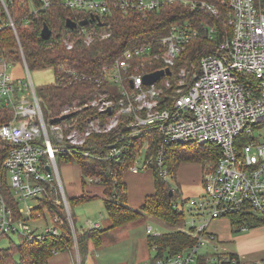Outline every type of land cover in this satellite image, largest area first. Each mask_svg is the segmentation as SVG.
<instances>
[{
    "label": "built area",
    "instance_id": "2783aa9c",
    "mask_svg": "<svg viewBox=\"0 0 264 264\" xmlns=\"http://www.w3.org/2000/svg\"><path fill=\"white\" fill-rule=\"evenodd\" d=\"M174 3L217 18L224 9L232 29L231 36L217 40L218 53L201 57L200 71L190 78L186 65H178L183 51L192 41L212 40L217 33L215 23L191 16L169 24L157 42L133 43L105 60L96 79L102 89L84 103L75 100L64 106L57 115L44 114L24 56L30 83L13 78L7 71L10 60L0 57V109L11 112L0 123V238L18 233L33 240L57 234L59 216H52L42 202L50 192L64 206L74 231L58 170L60 155L82 154L122 164L137 146L128 170L156 165L168 175L164 156L169 145L211 142L219 146L220 155L203 175V195L181 198L182 204H189L193 221L174 228L196 237V244L141 264H228L240 259L220 248L209 224L235 212L251 211L264 218V0H64L66 6L89 14L87 24L76 26L86 45L96 37L111 36L109 17L114 14L145 18L147 12ZM64 43L72 48L71 33ZM58 66L75 74L69 62ZM160 69L169 72L151 83L144 81L146 74ZM62 114L70 115L51 121ZM84 178L92 184L100 181L98 176ZM147 233H152L151 226Z\"/></svg>",
    "mask_w": 264,
    "mask_h": 264
},
{
    "label": "trees",
    "instance_id": "16d2710c",
    "mask_svg": "<svg viewBox=\"0 0 264 264\" xmlns=\"http://www.w3.org/2000/svg\"><path fill=\"white\" fill-rule=\"evenodd\" d=\"M223 10L217 18L210 12H191L183 5L174 3L147 12L145 18L122 14L106 16L113 25L111 36L96 37L91 44L86 45L78 31L79 27L69 28L66 20L71 18L79 21L89 14L66 6L64 0H47V3L45 0H0V57L22 63L24 56L29 69L54 68V82L40 85L36 90L41 98L44 114L57 115L64 106L71 105L75 100L78 101L77 103H84L102 89L103 83L100 84L96 79L99 77V67L105 60L133 43L143 40L157 42L159 37L167 32L169 24L187 16L198 21L203 18L205 23L217 25L216 38L196 39L183 51L178 65H186L190 78L191 73L200 71L202 56L220 51L217 40L232 34ZM45 23L52 31L47 39L41 37V29ZM90 26L89 24L86 27ZM68 33H71L73 41L70 49L64 43ZM61 62H69L76 69L75 74H69L60 68L58 65ZM82 110L91 112L86 107ZM10 114L8 108L0 109V123L5 122ZM136 152L137 146H134L132 157L122 164L106 159L90 158L82 154L75 157L60 155V161H75L78 164L82 188L87 184L84 175L100 178L99 183L96 184L103 187L102 196L109 225L90 226L79 230L74 213L71 211L73 231L64 206L56 203L55 194L50 192L43 196L42 202L49 206L52 216L55 214L59 216L56 222L59 232L44 234L41 238L33 240L27 238H22L19 242L11 240L9 246L0 247V264H50L53 254L63 250L73 252L76 245L79 250V264H83V257L88 252L89 244L92 242L96 247L101 245L104 231L132 223L145 214L172 225L182 224L184 212L175 205V199L180 198L182 192L178 185L175 187L171 184L167 176L175 180L180 163L194 161L201 164L203 179L204 173L212 169L219 159V146L211 142L192 141L169 145L164 156V168L168 175L162 174L161 168L156 165L148 168L152 172L154 189L144 196L137 208L129 205L128 186L124 179V174L129 171V165L135 159ZM3 191L10 196L7 186H4ZM97 196L96 193L82 191L78 195L69 197L70 210L73 204L87 202ZM228 217L233 231L242 230L243 225L246 228L264 225V218L251 211L231 213ZM196 242V237L180 229L147 234V243L154 250L152 258L176 255L195 245ZM231 255L237 257L234 252ZM228 264H264V259L259 262L238 259L236 263Z\"/></svg>",
    "mask_w": 264,
    "mask_h": 264
},
{
    "label": "rangeland",
    "instance_id": "374dc122",
    "mask_svg": "<svg viewBox=\"0 0 264 264\" xmlns=\"http://www.w3.org/2000/svg\"><path fill=\"white\" fill-rule=\"evenodd\" d=\"M7 71L13 78L30 83L26 68L20 61H10ZM29 73L36 88L43 84L53 83L55 80L54 71L51 67L30 69ZM181 163L183 164H181L177 173V182L181 184V197L187 199L203 195L204 190L199 164L194 161H183ZM58 170L67 198L78 195L82 191L92 194L94 193L93 188L96 187L98 195L96 198L73 204L71 207L79 230L90 227L91 223L88 222V219H91L92 222H99L101 227L109 225L110 221L104 206L103 194L97 189L99 185L86 181L87 184L85 187L83 186L85 188L83 189L81 187V171L74 161L64 162L60 161L59 158ZM124 176L130 191L129 205L139 203L138 199H141L142 195L144 196L153 190L150 170L147 168L141 169L138 173L127 171ZM167 177L173 186L178 185L170 176ZM181 197L175 199V205L184 212L183 225L189 226L193 218L190 215L189 204L186 202L182 204ZM30 203L34 202L30 201ZM199 221L196 220V223H199ZM44 224L45 221L43 220L39 222L40 227ZM81 225L84 227H80ZM209 225L214 228L222 239L221 241L219 238V244L222 243V246L220 245L221 249L228 247L223 244L226 242L227 245L233 244L240 250H247L249 253H255L264 258V225L233 231L227 216L215 218ZM148 226H151L152 233H162L176 227V225L166 223L162 219L145 214L133 223L104 231L102 233V244L97 247L93 245L91 249L93 251L88 250L87 255L83 257V264H141L154 254V250L147 243ZM22 238L18 233L4 235L0 238V247H7L11 240L19 242ZM73 252H75V264H79V250L77 252L75 247Z\"/></svg>",
    "mask_w": 264,
    "mask_h": 264
},
{
    "label": "crops",
    "instance_id": "0c3cea01",
    "mask_svg": "<svg viewBox=\"0 0 264 264\" xmlns=\"http://www.w3.org/2000/svg\"><path fill=\"white\" fill-rule=\"evenodd\" d=\"M198 163V162H197ZM181 164H183V163H180V165H179V167H178V170H177V173L179 172V169H180V166H181ZM199 164V168H200V172H201V181H202V167H201V164L200 163H198ZM77 166H78V164H77ZM79 167V166H78ZM80 169V168H79ZM129 172H132V171H130L129 170ZM139 172V171H138ZM138 172H132V173H138ZM177 173H176V177H175V181L177 182V178H178V176H177ZM150 174H151V178H152V182H153V176H152V172L150 171ZM124 179H125V176H124ZM125 181H126V179H125ZM127 183V182H126ZM177 184H178V187L180 188V191L182 192V190H181V184L180 183H178L177 182ZM99 185V184H98ZM127 186H128V184H127ZM97 189L99 190V192H101V193H103L102 192V190H103V187L102 186H97ZM152 189H154V183H153V187H152ZM153 191V190H152ZM151 191V192H152ZM93 192L94 193H96L97 194V191H96V187H94L93 188ZM150 192V193H151ZM146 195V194H145ZM144 195V196H145ZM144 196L142 195L141 196V199H138V201H140L139 203H134L133 205L131 204V206L132 207H138L140 204H141V202L143 201V199L142 198H144ZM130 197V191H129V186H128V198ZM130 201H131V199H130ZM137 201V202H138ZM133 202V201H132ZM153 217V216H152ZM159 219V218H158ZM133 223V222H132ZM229 223H230V219H229ZM230 225H231V223H230ZM232 227V226H231ZM209 229L212 231V232H214L215 234H217V236L219 235L215 230H214V228H212V227H210V225H209ZM219 237V236H218ZM220 238V237H219ZM221 239V238H220ZM221 241H222V239H221ZM234 243V242H233ZM224 245H226V246H228V247H226L225 249L226 250H228L229 252H234V253H237L238 254V256L240 257V259H242V260H256V261H258V260H261V259H264L262 256H258V255H256L255 253H249L247 250H240V249H238V248H236L233 244H229V245H227L226 244V242L225 243H223ZM93 243L91 242L90 244H89V249L88 250H90V251H93V250H91L92 248H93ZM221 245H222V243H221ZM89 252V251H88ZM87 252V253H88ZM74 253L75 252H72V251H70V250H63V251H59V252H56L55 254H53V256L50 258V264H75V261H74ZM87 255V254H86Z\"/></svg>",
    "mask_w": 264,
    "mask_h": 264
},
{
    "label": "water",
    "instance_id": "95a60500",
    "mask_svg": "<svg viewBox=\"0 0 264 264\" xmlns=\"http://www.w3.org/2000/svg\"><path fill=\"white\" fill-rule=\"evenodd\" d=\"M90 21V19L88 18H84L78 22L72 20L71 18H68L66 20V25L69 27V28H74L76 27L78 24L79 25H85L87 24L88 22ZM52 31L51 29L49 28V26L45 23L41 29V37L43 39H47L50 37ZM165 72H169V69H166V70H156V71H153V72H150L148 74L145 75L144 77V81L146 83H151L153 81H155L156 79H158L161 75H163ZM70 114H62L60 116H55L51 119V121L55 122V121H58L59 119H62V118H65L67 116H69ZM172 192V191H171ZM69 218L71 219V213L69 214ZM76 248H77V252H78V247L76 245Z\"/></svg>",
    "mask_w": 264,
    "mask_h": 264
}]
</instances>
